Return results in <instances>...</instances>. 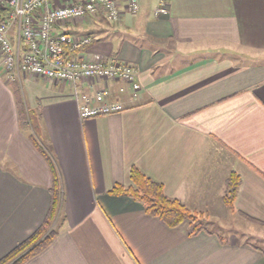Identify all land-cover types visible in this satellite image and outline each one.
<instances>
[{
	"label": "crops",
	"instance_id": "obj_1",
	"mask_svg": "<svg viewBox=\"0 0 264 264\" xmlns=\"http://www.w3.org/2000/svg\"><path fill=\"white\" fill-rule=\"evenodd\" d=\"M158 3L139 0V12L117 25L100 14L82 51L135 67L137 94L113 81L79 90L83 98L108 87L123 112L82 119L66 84L9 82L0 66V260L51 205L52 173L21 127L23 108L64 194L59 237L26 264H264V0H170L157 18ZM133 168L206 213L205 230L171 228L110 195L130 184ZM232 174L241 179L233 211L224 203Z\"/></svg>",
	"mask_w": 264,
	"mask_h": 264
},
{
	"label": "built area",
	"instance_id": "obj_2",
	"mask_svg": "<svg viewBox=\"0 0 264 264\" xmlns=\"http://www.w3.org/2000/svg\"><path fill=\"white\" fill-rule=\"evenodd\" d=\"M169 2L159 0L154 16H167ZM139 9V0H0L2 72L9 82L30 76L66 84L77 96L82 119L123 112L124 103L110 101L108 87L83 98L79 90L113 81L123 84L120 93L130 89L137 94L141 86L135 67L114 58L83 55L95 37L65 30L79 23L90 25L100 14L117 25L125 15H136Z\"/></svg>",
	"mask_w": 264,
	"mask_h": 264
},
{
	"label": "trees",
	"instance_id": "obj_3",
	"mask_svg": "<svg viewBox=\"0 0 264 264\" xmlns=\"http://www.w3.org/2000/svg\"><path fill=\"white\" fill-rule=\"evenodd\" d=\"M20 110L22 129L29 132V139L48 163L52 173L51 205L41 227L6 257L1 259L0 264H26L54 243L59 237L64 224V219H62L64 194L60 172L48 149L39 140V132L34 128L35 115L31 111H23V108H20ZM240 186L241 179L236 174H232L226 181L227 191L224 196V203L232 211L234 210ZM109 194L118 197H129L135 202L142 204L149 216L163 221L171 228H177L184 223H189L192 228V235H197L206 228L204 220L208 217L206 213L192 211L179 200L169 197L165 193L163 185L143 175L136 168H133L130 172V184L128 186L117 185Z\"/></svg>",
	"mask_w": 264,
	"mask_h": 264
},
{
	"label": "rangeland",
	"instance_id": "obj_4",
	"mask_svg": "<svg viewBox=\"0 0 264 264\" xmlns=\"http://www.w3.org/2000/svg\"><path fill=\"white\" fill-rule=\"evenodd\" d=\"M83 26V25H82ZM75 25H72V26H69L67 30H65L66 32H71L72 29L71 28H74ZM84 31V35H89V34H92L93 35V22L90 24V25H84V27H81ZM99 30V29H98ZM15 31V30H14ZM99 32V31H98ZM13 33V32H12ZM11 38H12V34H11ZM92 46V45H91ZM90 46V47H91ZM89 48V47H88ZM208 217H206L205 222H208Z\"/></svg>",
	"mask_w": 264,
	"mask_h": 264
}]
</instances>
